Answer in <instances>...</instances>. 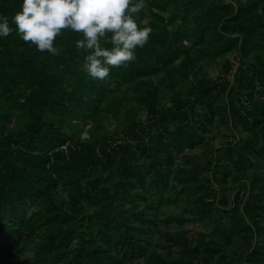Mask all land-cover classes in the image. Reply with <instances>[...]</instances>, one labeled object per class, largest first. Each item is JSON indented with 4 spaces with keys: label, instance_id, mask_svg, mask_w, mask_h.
Segmentation results:
<instances>
[{
    "label": "trees",
    "instance_id": "trees-1",
    "mask_svg": "<svg viewBox=\"0 0 264 264\" xmlns=\"http://www.w3.org/2000/svg\"><path fill=\"white\" fill-rule=\"evenodd\" d=\"M138 23L148 42L103 80L76 33L58 55L0 39V264L32 241V264H264V0H146Z\"/></svg>",
    "mask_w": 264,
    "mask_h": 264
},
{
    "label": "clouds",
    "instance_id": "clouds-1",
    "mask_svg": "<svg viewBox=\"0 0 264 264\" xmlns=\"http://www.w3.org/2000/svg\"><path fill=\"white\" fill-rule=\"evenodd\" d=\"M146 0H21L11 18L0 15V39L15 32L39 52L58 55L56 38L76 33L75 48L84 53L83 70L103 80L111 68L136 58L153 31L138 23Z\"/></svg>",
    "mask_w": 264,
    "mask_h": 264
},
{
    "label": "rangeland",
    "instance_id": "rangeland-1",
    "mask_svg": "<svg viewBox=\"0 0 264 264\" xmlns=\"http://www.w3.org/2000/svg\"><path fill=\"white\" fill-rule=\"evenodd\" d=\"M196 71L199 69L198 67L195 68ZM201 70H208V72L211 74V75H217L219 74V72L221 71V67L218 63L216 62H212V63H208V64H203L201 63ZM155 82H157L159 85H161V78H158L156 77L155 79ZM144 116V115H143ZM117 121L112 119L109 123H108V128L110 131H113L117 125ZM213 143L215 144H219L220 142L226 140L225 138V134H223L222 131H216L214 132L213 134ZM211 136V135H210ZM200 149H195L193 151L194 152H197L199 153ZM192 154V153H191ZM166 211L168 213H179V212H182L183 211V205H176V204H173L171 205L170 207H167L166 208ZM186 213V211H185ZM188 216H190L189 213H187ZM161 226L163 227V229L166 231V232H174V231H177V230H180V229H186L188 231V235L190 237L192 236H195L197 235L200 231H204V230H208L209 228L207 227V225L202 222V221H189V222H186L185 224L183 225H179L178 223L176 222H172L170 223L169 225H166L164 223L161 224ZM155 244L156 246L158 245L159 249L164 252V253H167L169 251V248H167L165 245H166V241L161 237V236H157L156 239H155ZM34 247H35V243L34 241H32L30 244H28L27 246H25L24 248H22L18 253H17V256H16V261L15 263L16 264H32V257H33V250H34ZM177 247H174V252L175 255L177 254ZM144 262V259L140 260V261H137V260H134L128 264H142Z\"/></svg>",
    "mask_w": 264,
    "mask_h": 264
},
{
    "label": "built area",
    "instance_id": "built-area-1",
    "mask_svg": "<svg viewBox=\"0 0 264 264\" xmlns=\"http://www.w3.org/2000/svg\"><path fill=\"white\" fill-rule=\"evenodd\" d=\"M68 144H69V142L62 146V148L65 149L66 151H68Z\"/></svg>",
    "mask_w": 264,
    "mask_h": 264
}]
</instances>
